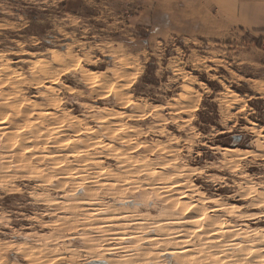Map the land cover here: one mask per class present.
<instances>
[{"label":"rangeland","instance_id":"1","mask_svg":"<svg viewBox=\"0 0 264 264\" xmlns=\"http://www.w3.org/2000/svg\"><path fill=\"white\" fill-rule=\"evenodd\" d=\"M198 10L0 0V264H264V34Z\"/></svg>","mask_w":264,"mask_h":264},{"label":"crops","instance_id":"2","mask_svg":"<svg viewBox=\"0 0 264 264\" xmlns=\"http://www.w3.org/2000/svg\"><path fill=\"white\" fill-rule=\"evenodd\" d=\"M196 7L212 20L264 34V0H196Z\"/></svg>","mask_w":264,"mask_h":264},{"label":"bare ground","instance_id":"3","mask_svg":"<svg viewBox=\"0 0 264 264\" xmlns=\"http://www.w3.org/2000/svg\"><path fill=\"white\" fill-rule=\"evenodd\" d=\"M5 128V127H4ZM17 133V132H16ZM10 136V135H9ZM7 141H8V139H7ZM19 144V143H18ZM12 145V144H11ZM24 148V147H23ZM23 150V149H22ZM23 152V151H22ZM226 152H228V153H231V155H232V153H236L237 151H234V150H230V149H226ZM34 153V152H33ZM228 155V154H227ZM32 157H33V155H32ZM48 157V156H47ZM167 187V186H166ZM171 190V189H170ZM178 195V194H177ZM180 195V197H179V199L180 200H182V199H184V195H183V193L181 194H179ZM176 201V200H175ZM206 202V201H205ZM179 203V202H178ZM196 205V204H195ZM178 206V205H177ZM194 206V205H193ZM197 206H198V204H197ZM185 208H186V211L188 212V211H191L193 208H192V205H188V204H185V206H184ZM196 209H197V207H196ZM217 209V208H216ZM193 211V210H192ZM212 212H214V213H216L217 212V210H214V211H212ZM188 217V216H187ZM255 217L256 218H259V215H255ZM186 218V217H185ZM189 218H190V216H189ZM199 218V217H198ZM191 219H192V217H191ZM184 220V219H183ZM182 220V221H183ZM186 220V219H185ZM189 220V219H188ZM195 220V219H194ZM119 221V220H118ZM184 223V222H183ZM193 223V222H192ZM192 223L190 222V221H188L186 224V226L188 227V226H190V225H192ZM185 224V223H184ZM212 226V225H211ZM210 227V226H209ZM187 232V231H186ZM216 232V231H215ZM214 232V233H215ZM190 233V232H189ZM209 233V232H208ZM221 233H224L225 234V232L223 231V232H221ZM192 234V233H191ZM203 234V233H202ZM205 235V234H204ZM208 235V234H207ZM212 235V234H211ZM187 236V235H186ZM210 237V236H209ZM213 237H214V235H213ZM205 238H207L206 236H205ZM146 239V238H145ZM204 239V238H203ZM237 239V238H236ZM236 239H234V240H231V243H229V245L230 246H234V248L233 249H237V250H240V246H239V244H238V242H235V241H237ZM206 240V239H205ZM211 240V239H210ZM139 241V240H138ZM144 241V240H143ZM146 241H150L148 238L146 239ZM145 241V242H146ZM207 241V240H206ZM212 242H213V240H212ZM242 246V245H241ZM231 249V248H230ZM218 250V249H217ZM169 251V250H168ZM171 251V250H170ZM172 252V251H171ZM177 253H180V251H176ZM182 252V251H181ZM252 252V251H251ZM255 253V255L254 254H252V257L251 258H254L255 257V259H256V261L257 260H259V261H262L263 263H264V247L263 246H260V247H256V249H255V251H254ZM165 254V253H164ZM171 254V253H170ZM137 256V255H136ZM166 256H167V254H166ZM196 257V256H195ZM258 258V259H257ZM255 259L253 260V261H255ZM214 260V259H213ZM231 260V259H230ZM255 261V262H256ZM228 264H229V261L227 262Z\"/></svg>","mask_w":264,"mask_h":264}]
</instances>
